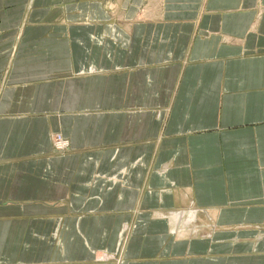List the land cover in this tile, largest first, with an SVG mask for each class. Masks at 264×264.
Listing matches in <instances>:
<instances>
[{
	"label": "crops",
	"instance_id": "0c3cea01",
	"mask_svg": "<svg viewBox=\"0 0 264 264\" xmlns=\"http://www.w3.org/2000/svg\"><path fill=\"white\" fill-rule=\"evenodd\" d=\"M0 264H264V0H0Z\"/></svg>",
	"mask_w": 264,
	"mask_h": 264
},
{
	"label": "rangeland",
	"instance_id": "374dc122",
	"mask_svg": "<svg viewBox=\"0 0 264 264\" xmlns=\"http://www.w3.org/2000/svg\"><path fill=\"white\" fill-rule=\"evenodd\" d=\"M60 138H62V140ZM63 142L68 143V146L64 149H62ZM53 143L55 145V148H57L59 152H64L70 147V142L67 139H65L61 134H55L53 136ZM59 146L60 148H58Z\"/></svg>",
	"mask_w": 264,
	"mask_h": 264
},
{
	"label": "built area",
	"instance_id": "2783aa9c",
	"mask_svg": "<svg viewBox=\"0 0 264 264\" xmlns=\"http://www.w3.org/2000/svg\"><path fill=\"white\" fill-rule=\"evenodd\" d=\"M61 140H62V138H60ZM65 144H68V143H65ZM61 146V145H60ZM60 146L58 147V148H60ZM68 145H66L64 148H66ZM64 148H62V149H64Z\"/></svg>",
	"mask_w": 264,
	"mask_h": 264
},
{
	"label": "bare ground",
	"instance_id": "6f19581e",
	"mask_svg": "<svg viewBox=\"0 0 264 264\" xmlns=\"http://www.w3.org/2000/svg\"><path fill=\"white\" fill-rule=\"evenodd\" d=\"M67 144H65V142H63L62 148H64Z\"/></svg>",
	"mask_w": 264,
	"mask_h": 264
}]
</instances>
